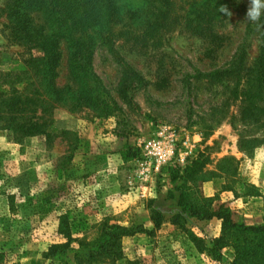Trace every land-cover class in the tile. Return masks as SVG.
I'll return each instance as SVG.
<instances>
[{
  "label": "rangeland",
  "instance_id": "obj_1",
  "mask_svg": "<svg viewBox=\"0 0 264 264\" xmlns=\"http://www.w3.org/2000/svg\"><path fill=\"white\" fill-rule=\"evenodd\" d=\"M12 1L0 0V264H232L233 236H226L215 255L207 252L204 245L212 238L206 241L198 233L208 221L190 216L192 210L172 213L177 217L173 243L156 229L150 234L143 224L123 222L98 201L96 191L86 189L96 162L87 152L116 143L110 149L122 150L127 162L119 164L125 174L123 189L150 213L152 194L163 195L170 184L167 192L178 196L180 182L175 186L172 174L159 175L151 195L141 198L127 180L139 143L159 125H171L188 141L185 162L201 155L204 163L196 180L186 186V203L213 209L223 205L235 222L253 225L242 221V206L237 204L245 207L247 197L262 193L241 170V162H264V86L257 87L255 80L245 83L259 54L256 26L246 20L250 0H235L229 7L232 16L217 23L192 24L193 14L172 11L150 23L137 18L111 24L92 38L87 37L89 20L80 13L63 15L60 20L67 23L61 31L76 40L61 43L63 59L53 82L56 47L40 39L41 34L45 38L59 31L58 15L46 13L48 22H39L42 28L24 26L13 34L15 24L6 15ZM49 1L30 0L22 8L37 15ZM211 30L219 34L212 43L205 36ZM38 59L42 61L32 65ZM35 89L47 104L36 116L27 111L23 117L47 123L51 135L14 130L20 113L16 98L6 101L16 96L11 90L30 98L38 96ZM242 89L252 90L249 96L261 108L252 119L242 114ZM77 91H83L82 103L69 101ZM117 225L131 229L120 236V259L99 248ZM196 237L205 242H195ZM194 247L207 259L199 258ZM238 264L264 263L257 258Z\"/></svg>",
  "mask_w": 264,
  "mask_h": 264
},
{
  "label": "trees",
  "instance_id": "obj_2",
  "mask_svg": "<svg viewBox=\"0 0 264 264\" xmlns=\"http://www.w3.org/2000/svg\"><path fill=\"white\" fill-rule=\"evenodd\" d=\"M30 0H13L8 5V13L7 19L9 23L15 24L12 26L13 34L17 33V29H21L22 27H38L42 28L43 24H40V19L44 21V23L48 22V17L46 13H54L58 15V22L60 23L59 31L55 34L51 35L41 34L40 40H50L53 48L56 47V53L54 58L51 61L52 69H51V82H53L54 77L58 76L57 68L60 66L61 61L63 59V49H61V43L65 40L68 45L72 40H76L71 34L64 35L61 31V27L67 21L60 18L63 15H66L67 18L70 16H75L80 13V16H83L84 19L89 20L88 27L90 29L87 30V37L92 38L93 35L97 32L104 30L105 27L123 22L124 24H128V22H134L138 19L139 23H150L151 20L156 19L160 15H164L165 13H170L172 11H186L189 14H193L192 19H189V22H193L192 24L201 25L203 23H207L208 21L212 22H221L223 21L225 16L223 13L219 12V7L221 5H227L228 9L231 7L235 0H50L49 4L43 6L40 13L37 15L31 16L30 11H26L22 8V5ZM40 3H43L46 0H38ZM69 4V8L67 9L68 14H65L63 11L67 8ZM43 14L42 17L40 15ZM20 19V20H19ZM73 22V19H72ZM133 22V24H134ZM256 26V34L258 36V51L259 54L255 58L252 66L248 68L246 85L255 80L256 86L262 87L264 86V16L261 17L260 21L255 23ZM85 30V31H86ZM89 31H92V35H89ZM188 31H193L192 29H188ZM80 36H82V32H79ZM206 39L212 38L211 43L219 37V34L214 31H207L205 33ZM81 37H78L77 40H80ZM40 40H37L36 44L39 45ZM87 40V39H86ZM82 47L83 44L80 41ZM48 45L42 46V51L45 52L48 49ZM69 46V50H70ZM42 61V59L34 60L32 65ZM31 64V61H30ZM35 66V65H34ZM33 67V66H32ZM84 69L80 68L82 71ZM85 70V69H84ZM244 92V98L241 99L240 107L242 110V114L244 117L248 119H252L256 117L258 113L261 111V108L256 105V102L253 100L252 95L253 91L246 89H242ZM12 93H15L16 96L6 101H13L15 99L16 111L20 113L19 119L16 118L18 127L16 128L14 125V130L17 129L18 134H30L37 135L40 134H49L51 132L48 130V124L43 123L39 124L38 122H31V119L27 117H23V113H27V111L31 112V114L36 116L38 111L43 112L44 108L47 104L45 99L40 98V90L35 89L36 95H32L30 98H23L21 92L11 90ZM77 94L72 98H69V101H73L76 103L78 100L80 103L83 101L82 93L83 91H77ZM248 95V96H247ZM75 97V98H74ZM26 100L28 103L24 102ZM11 105V104H10ZM12 106V105H11ZM28 109V110H27ZM104 113H108L104 110ZM15 122V121H14ZM6 125L1 126L4 128ZM9 126V125H7ZM179 166V170H174L172 167ZM204 167V163L201 159V155L195 158L188 159L183 165L172 164L161 170V176H164L168 173L172 174L171 182L176 184V182H180L179 185L175 188V191L178 195V205L180 206V210H192L190 216H194L197 220H210L212 218H217L221 221V233L219 237L210 239L208 245H204L206 251L215 255L217 249L222 247L223 241L226 239V236H233L232 243L230 247L233 249V258L232 264H238L241 260H250V263L257 259L261 258L262 263H264V222L257 225H245L242 223H237L232 219L231 211L224 207L223 205L218 206L216 209L209 208L207 206H193L191 203H186L185 197L188 196V190L186 186H189L192 181L196 180V177L200 174L201 170ZM168 197H173V193L171 190L168 191ZM151 217L154 223V229H158L161 226L163 214L151 207ZM176 215L172 217L174 223L177 225ZM116 231H111L109 233V238H105L102 240V243L99 244V248L105 251L109 255H115L117 259L121 258L120 251V236L124 232H131L130 228L122 227L117 225ZM150 230V234L153 232ZM197 240H201L205 242V239H200L198 237L193 240L196 242ZM241 244H243L241 246ZM227 246V245H226ZM93 252H89L88 257H91Z\"/></svg>",
  "mask_w": 264,
  "mask_h": 264
},
{
  "label": "crops",
  "instance_id": "obj_3",
  "mask_svg": "<svg viewBox=\"0 0 264 264\" xmlns=\"http://www.w3.org/2000/svg\"><path fill=\"white\" fill-rule=\"evenodd\" d=\"M132 138L129 139V144L132 142ZM134 144V143H133ZM117 144L115 143L114 147L116 148ZM126 147L125 145H120ZM106 144L105 147L96 149L94 152H87L88 157L96 159L94 169L92 173L89 174L90 177H93L91 183L86 185L88 191H96L98 195V201L100 203H105L108 205L110 210H112L114 215H119L123 217V222H137L143 224L145 228L150 230L154 229V223L151 217V207L155 208L162 212L163 218L161 222V227L156 229L159 233L165 234V238H168L169 243H173L171 240V235L175 233L177 225L174 223L172 213L180 210L178 205V196L175 195L172 198L165 195V191L170 189V184L164 187L162 194L157 196V194H152L150 200V213L144 204L137 201V199L131 194L127 193L124 187V178L125 174L122 170V166L119 164H125L126 162L123 159L122 150L110 149ZM127 163V162H126ZM183 165V164H181ZM241 170L249 177V181L253 182L255 186H258L259 192H262L259 196L247 197L245 207L243 203H237L242 206V212L244 220L248 224H261L264 219V162L257 161V159H248L243 160L240 164ZM88 174V173H87ZM208 183L206 187H211ZM168 193V192H167ZM207 193L208 196L213 194ZM232 199V197H230ZM233 200V199H232ZM152 201V203H151ZM236 201H232L231 204H235ZM233 217H238L234 216ZM208 221L206 228L201 229L198 233L199 237L205 238L206 241H209L210 238H216L220 236L221 225L220 220L217 218H212ZM173 246V244L171 245ZM153 242L150 243V250L153 248ZM173 248V247H172ZM195 254H198L202 260L207 259L206 254L202 250H199L194 247ZM201 264V263H200Z\"/></svg>",
  "mask_w": 264,
  "mask_h": 264
},
{
  "label": "built area",
  "instance_id": "obj_4",
  "mask_svg": "<svg viewBox=\"0 0 264 264\" xmlns=\"http://www.w3.org/2000/svg\"><path fill=\"white\" fill-rule=\"evenodd\" d=\"M187 142L175 127L159 125L151 137L139 143L138 155L127 180L129 186L137 189L141 198L151 195L163 168L185 163Z\"/></svg>",
  "mask_w": 264,
  "mask_h": 264
},
{
  "label": "clouds",
  "instance_id": "obj_5",
  "mask_svg": "<svg viewBox=\"0 0 264 264\" xmlns=\"http://www.w3.org/2000/svg\"><path fill=\"white\" fill-rule=\"evenodd\" d=\"M219 12L227 17L232 16V12L228 9L227 5H221ZM264 16V0H250L248 10L246 12V20L255 24L260 21Z\"/></svg>",
  "mask_w": 264,
  "mask_h": 264
}]
</instances>
